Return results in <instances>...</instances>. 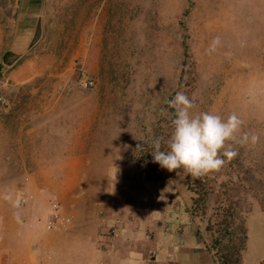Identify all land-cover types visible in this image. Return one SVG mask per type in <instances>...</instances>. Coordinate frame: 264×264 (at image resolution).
I'll list each match as a JSON object with an SVG mask.
<instances>
[{"label":"rangeland","instance_id":"rangeland-1","mask_svg":"<svg viewBox=\"0 0 264 264\" xmlns=\"http://www.w3.org/2000/svg\"><path fill=\"white\" fill-rule=\"evenodd\" d=\"M6 50L0 264L10 251V264H42L21 253L31 228L64 229L45 226L51 200L70 216L77 196L83 216L109 173L128 190L151 188L144 179L177 190L218 264L264 259V0H0V60ZM177 92L193 115L236 113L258 142L234 144V159L198 179L162 168L151 142L168 150Z\"/></svg>","mask_w":264,"mask_h":264},{"label":"crops","instance_id":"crops-1","mask_svg":"<svg viewBox=\"0 0 264 264\" xmlns=\"http://www.w3.org/2000/svg\"><path fill=\"white\" fill-rule=\"evenodd\" d=\"M103 179L108 182L101 193L94 199L86 196L90 205H85L83 216L75 207L77 196H72L71 219L64 229L42 234L31 228L22 257L40 259L42 264H218L188 206H178L177 190L163 189L158 179H144L154 190H128L120 173ZM166 194L173 197L171 205ZM8 254L12 262L13 252Z\"/></svg>","mask_w":264,"mask_h":264},{"label":"clouds","instance_id":"clouds-1","mask_svg":"<svg viewBox=\"0 0 264 264\" xmlns=\"http://www.w3.org/2000/svg\"><path fill=\"white\" fill-rule=\"evenodd\" d=\"M220 44V38L215 37L207 49L209 54ZM168 106L175 110L168 150H161V138H156L151 153L154 162L169 172L182 168L194 179L218 172L237 156L234 144H255L259 140L255 133L242 132L243 120L236 113L226 119L210 112L193 115L196 104L184 92H177Z\"/></svg>","mask_w":264,"mask_h":264},{"label":"built area","instance_id":"built-area-1","mask_svg":"<svg viewBox=\"0 0 264 264\" xmlns=\"http://www.w3.org/2000/svg\"><path fill=\"white\" fill-rule=\"evenodd\" d=\"M80 85L83 87H90L93 80L87 77H81ZM70 223V216L63 212L60 208L58 201L51 200L50 213L46 220L45 226L47 229L63 228Z\"/></svg>","mask_w":264,"mask_h":264},{"label":"trees","instance_id":"trees-1","mask_svg":"<svg viewBox=\"0 0 264 264\" xmlns=\"http://www.w3.org/2000/svg\"><path fill=\"white\" fill-rule=\"evenodd\" d=\"M9 51L6 50L3 55H2V59L0 60V71L2 69L3 63H9L10 60L7 58ZM152 145V142H151ZM222 264H225L224 262ZM259 264H264V259L262 261L259 262Z\"/></svg>","mask_w":264,"mask_h":264}]
</instances>
